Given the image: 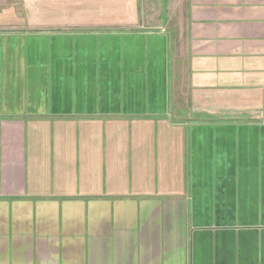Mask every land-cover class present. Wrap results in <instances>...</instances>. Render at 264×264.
Returning a JSON list of instances; mask_svg holds the SVG:
<instances>
[{
  "label": "crops",
  "instance_id": "1",
  "mask_svg": "<svg viewBox=\"0 0 264 264\" xmlns=\"http://www.w3.org/2000/svg\"><path fill=\"white\" fill-rule=\"evenodd\" d=\"M0 264H264V0H0Z\"/></svg>",
  "mask_w": 264,
  "mask_h": 264
}]
</instances>
